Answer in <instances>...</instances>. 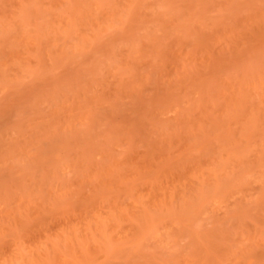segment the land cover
Instances as JSON below:
<instances>
[{"label":"rangeland","instance_id":"374dc122","mask_svg":"<svg viewBox=\"0 0 264 264\" xmlns=\"http://www.w3.org/2000/svg\"><path fill=\"white\" fill-rule=\"evenodd\" d=\"M0 264H264V0H0Z\"/></svg>","mask_w":264,"mask_h":264}]
</instances>
